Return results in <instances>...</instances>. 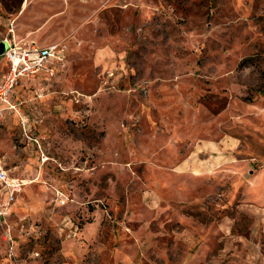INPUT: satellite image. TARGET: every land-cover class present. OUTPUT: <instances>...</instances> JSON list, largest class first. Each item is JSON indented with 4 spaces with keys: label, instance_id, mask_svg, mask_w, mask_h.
<instances>
[{
    "label": "rangeland",
    "instance_id": "rangeland-1",
    "mask_svg": "<svg viewBox=\"0 0 264 264\" xmlns=\"http://www.w3.org/2000/svg\"><path fill=\"white\" fill-rule=\"evenodd\" d=\"M5 36L63 60L0 117V264H264V0H0Z\"/></svg>",
    "mask_w": 264,
    "mask_h": 264
},
{
    "label": "built area",
    "instance_id": "built-area-1",
    "mask_svg": "<svg viewBox=\"0 0 264 264\" xmlns=\"http://www.w3.org/2000/svg\"><path fill=\"white\" fill-rule=\"evenodd\" d=\"M6 47L0 51V60L8 62L6 70H0V117L6 109L16 110L17 103L11 98L12 89L21 77L43 72L53 75L63 60V49L57 43L38 46L34 43L20 42L14 37L0 38ZM22 187V180L8 174L0 159V188L5 193V200L0 202V214H5Z\"/></svg>",
    "mask_w": 264,
    "mask_h": 264
},
{
    "label": "crops",
    "instance_id": "crops-1",
    "mask_svg": "<svg viewBox=\"0 0 264 264\" xmlns=\"http://www.w3.org/2000/svg\"><path fill=\"white\" fill-rule=\"evenodd\" d=\"M49 44H51V43H47V44H38V46H46V45H49ZM8 68V62H6L4 59H1L0 60V70H6ZM27 76H25V77H21L20 78V81L21 80H23V79H25ZM31 77L32 78H34V77H46L45 76V74L43 73V72H39V73H37V74H33V75H31ZM15 93H16V86L12 89V92H11V98H12V100L14 101V102H16L17 104H20L21 102H22V100L19 98V96H16L15 95ZM18 108V107H17ZM18 109H16L15 111H17ZM12 110H9V109H6L5 111H4V113H3V115L2 116H4V115H6V114H8V113H10ZM14 111V110H13ZM4 166H5V164H4ZM7 169V168H6ZM9 169H7V171H8ZM8 174H9V171H8ZM10 175V174H9ZM11 176V175H10ZM18 178V177H17Z\"/></svg>",
    "mask_w": 264,
    "mask_h": 264
},
{
    "label": "water",
    "instance_id": "water-1",
    "mask_svg": "<svg viewBox=\"0 0 264 264\" xmlns=\"http://www.w3.org/2000/svg\"><path fill=\"white\" fill-rule=\"evenodd\" d=\"M6 45L4 42H0V51H3L5 49Z\"/></svg>",
    "mask_w": 264,
    "mask_h": 264
}]
</instances>
